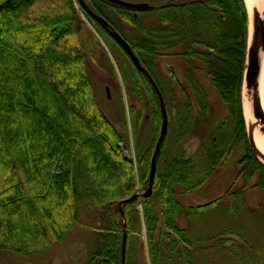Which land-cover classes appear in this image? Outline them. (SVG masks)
I'll use <instances>...</instances> for the list:
<instances>
[{
	"label": "trees",
	"instance_id": "obj_1",
	"mask_svg": "<svg viewBox=\"0 0 264 264\" xmlns=\"http://www.w3.org/2000/svg\"><path fill=\"white\" fill-rule=\"evenodd\" d=\"M76 1L78 7L75 0H0V250L28 256L61 243L79 223L80 207L86 203L105 215L98 247L88 264H121L124 229V264H135L128 251L140 213L151 263L160 264L163 239L172 249L176 242L192 246L198 240L186 234L179 220L197 219L219 201L186 207L177 188L185 193L196 190L237 144L244 149L237 177L245 186L256 176L254 187L264 195V165L250 148L241 108L245 2L185 0L136 10L106 0H82L130 45L158 87L167 111L168 128L156 159L151 194L126 200L136 193L137 184L148 185L162 122L159 100L149 79ZM80 13L112 51L115 47L129 61L136 93L141 98L142 92L150 104L151 142L143 153L135 147L133 159L123 155L128 141L106 117L94 92L79 36L85 25ZM115 16L130 27L123 31ZM164 51H173L170 56L180 62L183 83L173 73L168 81L159 74L157 61ZM199 73H204L226 106L221 121L210 111ZM175 88L182 100L175 101ZM128 110L135 139L140 112L136 117L134 106ZM190 135L199 137L200 145L186 158L182 142ZM227 194L233 198L236 215L243 191L229 189ZM221 233L239 235L232 227L220 229Z\"/></svg>",
	"mask_w": 264,
	"mask_h": 264
},
{
	"label": "rangeland",
	"instance_id": "obj_2",
	"mask_svg": "<svg viewBox=\"0 0 264 264\" xmlns=\"http://www.w3.org/2000/svg\"><path fill=\"white\" fill-rule=\"evenodd\" d=\"M182 1L185 0H130L134 3H146L153 8ZM75 5L78 7L76 0ZM80 15L85 25L79 30V36L83 42L94 92L106 117L128 141V147H122L123 155L133 159L135 147L138 146L140 153H143L151 142L153 123L149 115L150 104L145 103V95L142 92L141 98L138 97L130 80L134 72L125 56L115 47L112 51L85 16L82 13ZM115 22L123 31L130 27L117 16H115ZM169 53L173 51H164L165 56L157 61L159 74L168 81L170 73H173L178 81L183 83L180 62ZM197 77L209 95L211 113L215 114L220 121L223 120L227 112L226 106L220 101L204 73H199ZM173 92L175 101L182 100L179 89L175 88ZM131 106L135 107L136 117L137 112H140L139 123L135 120L136 129H138L135 139L132 138L133 121L128 110ZM194 111L196 112L195 106ZM199 145L200 139L195 135L184 139L182 148L185 157L192 156ZM243 153L242 144H237L226 157L223 165L193 192L185 193L181 188H177L180 202L186 207H197L218 199L219 201L212 210L202 213L197 219L179 220L178 224L185 229L186 234L198 240L192 246L176 242L175 249H172L169 242L163 239L160 249L164 259L160 264H264V195L254 187L256 176H253L245 186H242L244 184L237 177L239 169L237 162ZM146 188L140 184L136 185L139 199ZM229 189L243 191L236 215L232 208L233 198L227 194ZM80 208L79 223L70 230L61 243H53L47 250L28 256L0 250V264H88L91 253L98 247V235L105 215L103 210H94L86 203H83ZM138 208L141 210V204ZM139 223V229L130 239L129 259L135 264H152L141 213ZM230 227L237 229L239 235L218 234L220 229ZM212 235L215 236L214 239L208 240ZM226 238L232 241L225 242Z\"/></svg>",
	"mask_w": 264,
	"mask_h": 264
},
{
	"label": "water",
	"instance_id": "obj_3",
	"mask_svg": "<svg viewBox=\"0 0 264 264\" xmlns=\"http://www.w3.org/2000/svg\"><path fill=\"white\" fill-rule=\"evenodd\" d=\"M83 6V8L96 20L98 21L111 35V37L120 45V47L124 50V52L129 56L131 61L133 62L134 66L143 73L151 82L153 86L158 100L159 106L161 111L162 122L159 129V136L155 143V148L151 157L150 163V172H149V181L148 186L142 196H149L152 191L153 182H154V174L156 168V159L160 151V144L167 132L168 128V117L167 111L165 107V103L163 97L156 86V84L151 79L149 73L141 66L139 59L133 53L130 45L125 41V39L114 29L111 28L109 23L102 17L93 13L84 3L82 0H79ZM112 4L136 9V10H143L147 9L149 6L146 3H134L126 0H106ZM247 7V6H246ZM248 15V23H247V43H246V53H245V61L242 73V85H241V108H242V115L244 118V106L248 104V109L256 118H259L261 122H264V117L259 111V107L257 104L256 98V90H257V77L259 75V52L264 50V3L263 7L252 8L251 11L247 9ZM245 122V121H244ZM246 126V125H245ZM264 132V129H262ZM247 134V132H246ZM247 139L250 145L251 150L253 151L256 158L264 165V163L257 157L255 151L252 148L250 140L247 135ZM138 194L132 195V197L126 199L130 200L131 198L137 197ZM121 205V203H120ZM125 226V222H124ZM123 240L121 246V264H124V257H125V249H126V233L123 231Z\"/></svg>",
	"mask_w": 264,
	"mask_h": 264
},
{
	"label": "bare ground",
	"instance_id": "obj_4",
	"mask_svg": "<svg viewBox=\"0 0 264 264\" xmlns=\"http://www.w3.org/2000/svg\"><path fill=\"white\" fill-rule=\"evenodd\" d=\"M249 11L252 8L263 7L264 0H244ZM257 104L259 111L264 117V50L259 52V75L257 77V90H256ZM244 121L246 132L253 150L257 157L264 163V122L262 123L259 118L251 115L248 104L244 106Z\"/></svg>",
	"mask_w": 264,
	"mask_h": 264
},
{
	"label": "flooded vegetation",
	"instance_id": "obj_5",
	"mask_svg": "<svg viewBox=\"0 0 264 264\" xmlns=\"http://www.w3.org/2000/svg\"><path fill=\"white\" fill-rule=\"evenodd\" d=\"M128 58H129V56H128ZM129 60L131 61V59L129 58ZM140 61V60H139ZM129 62V61H128ZM132 62V61H131ZM141 63V62H140ZM132 64H133V62H132ZM134 65V64H133Z\"/></svg>",
	"mask_w": 264,
	"mask_h": 264
}]
</instances>
